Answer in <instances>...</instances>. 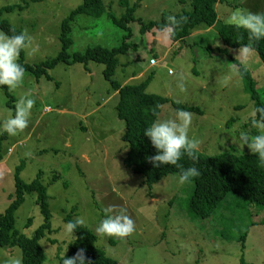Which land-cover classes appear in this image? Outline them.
<instances>
[{
    "label": "rangeland",
    "instance_id": "1",
    "mask_svg": "<svg viewBox=\"0 0 264 264\" xmlns=\"http://www.w3.org/2000/svg\"><path fill=\"white\" fill-rule=\"evenodd\" d=\"M83 1L44 0L30 4L24 11L4 14V19L31 37V47L36 51L24 50L25 64L37 65L59 55L63 21ZM103 1L107 8L113 5L112 12L117 16L125 12L119 0ZM187 1L184 6L180 0H144L135 16L144 24L160 22L163 15L175 16L189 10ZM243 1L226 0L219 5V20L223 22L235 7L246 9V4L241 6ZM249 1L257 10V0ZM259 1L264 6V0ZM19 3L20 0H0V8ZM142 26L134 22L128 31H123L113 24L108 13L100 19L77 16L71 23L73 46L69 53H84L97 46L120 47L130 32L126 40L129 50L120 56L121 64L113 79L122 84H139L150 78L149 94L198 107L200 113L190 112L193 119L189 135L201 141L197 151L202 155L250 153L239 133L256 134L250 124L254 105L231 59L220 53L209 56L205 52L208 44L196 42L191 36L173 46L161 30H143ZM207 39L214 47L220 46L215 30ZM231 55L241 60L236 51ZM152 58L158 62L154 66H150ZM125 63L129 65L122 68ZM103 70L104 66L97 63H90L88 70L82 64H60L49 72L51 80L46 76L37 79L26 72L20 86L9 90L14 102L26 95L34 105L28 127L16 136L7 135L0 146V213L15 193V175L21 167L22 181L29 183L41 172L42 183L48 187L52 227L56 231L50 237L57 243L47 238L41 241L46 254L44 264H58V254L69 252L76 235L66 233L64 217L73 208L75 217L97 236V246L118 264H242V259L245 264H264V207L230 193L211 217L200 219L188 207L194 190L192 182L180 184L179 175L171 174L150 189L143 178L124 166L128 152L122 141L125 123L118 118L119 98ZM251 70L264 99V65L261 62ZM9 101L0 87V122L14 113ZM174 111L173 105L167 103L158 119ZM3 134L0 130V137ZM55 176L57 180L53 182ZM111 204L127 209L135 227L130 236L96 234L95 227ZM16 215V229L32 236L44 221L36 194L26 196ZM245 233L243 249L241 238ZM15 254L22 257L18 247H0V261Z\"/></svg>",
    "mask_w": 264,
    "mask_h": 264
},
{
    "label": "trees",
    "instance_id": "2",
    "mask_svg": "<svg viewBox=\"0 0 264 264\" xmlns=\"http://www.w3.org/2000/svg\"><path fill=\"white\" fill-rule=\"evenodd\" d=\"M42 1L44 0H20L17 5L0 8V30L9 36L19 34L21 30L13 26L7 19H4V14L24 11L30 7V4ZM142 1L144 0L131 3L130 0H119V5L125 9V12L117 16L112 12V4H109L107 8L103 0H84L83 4L63 21L60 38L62 47L56 58L37 65L25 64L23 61L24 50H21L18 63L23 65L25 73L33 74L37 79L46 76L49 80L52 79L49 72L60 64H82L87 70L90 63L103 65L104 78L111 83L112 90L117 93L119 98L116 106L118 118L125 123V133L122 136V141L127 144L128 152L123 159L124 166L143 178V183L150 189L171 174L179 175L181 168H195L197 175L191 178L194 190L188 200V207L195 217L200 219L211 217L230 193L249 203L264 207V165L251 152L241 155L223 153L215 156H204L196 151L192 156L183 155L178 161L179 168L167 164L158 167L153 166L149 158L156 154V150L143 132L145 128L159 118L162 107L167 103H171L175 110L181 109L200 113V109L174 102L167 97L149 94L147 89L151 83L150 78L139 84L127 83L125 85L113 79L121 64L120 56L127 54L129 50L126 40L131 36L130 32L124 37L123 41L125 42L120 47L108 49L97 46L88 49L84 53L70 55L69 50L73 46V39L70 36L72 33L71 23L80 15L100 19L108 13L113 24L123 31H128L130 24L134 22L142 24L143 30L155 28L162 31L168 23L169 15H163L160 22L144 24L141 18L138 19L135 16ZM189 1V10L184 9L173 16L179 21V24L174 28V36L170 37L172 45L185 41L197 28H213L219 36L221 45L219 47H210V45L208 47L210 53L216 52L229 57L232 66L243 80V89L253 102L254 109L264 107L263 96L257 89L256 82L258 81L251 70L256 63L261 64L262 62L264 65V39L252 42L253 50L248 56V64H243L241 62L242 57H240L241 60H238L231 55V52L236 51L239 54L240 47L248 43L247 33L242 29L237 30L224 24L218 18L216 6L218 3L221 6L226 3V0ZM243 2L241 6L246 4V9L250 11L253 9L252 4L247 3L250 2L249 0ZM187 3V0H180L181 5L185 6ZM263 7L261 6V9ZM127 65L129 64L125 63L122 68ZM0 87L5 90L10 98L8 105L14 112L15 102L9 90L4 86ZM241 108L242 106L237 107V109ZM6 138V133L0 137V146ZM2 161L3 155L0 149V162ZM21 171L22 168L19 167L15 175V193L9 197L8 207L3 213H0V247L8 249L18 247L22 253V264H44L46 254L41 241L47 238V241L57 243L56 240L53 241L50 237V234L56 231L52 227L48 187L42 183L41 172H39L36 179L26 183L20 178ZM56 180L57 176L52 181L55 182ZM65 188H68V186ZM32 194H36V203L44 221L32 236L27 237L16 229V214L24 204L26 196ZM75 212L76 208H73L70 213L65 215L64 221L67 223L75 220ZM74 233L76 237L65 258H72L78 251L83 250L85 264H118L115 259L108 257L97 246V236L87 226L80 225ZM246 237L247 234L245 233L241 238L243 249ZM63 256L58 254V264H62ZM242 264H245L243 259Z\"/></svg>",
    "mask_w": 264,
    "mask_h": 264
},
{
    "label": "clouds",
    "instance_id": "3",
    "mask_svg": "<svg viewBox=\"0 0 264 264\" xmlns=\"http://www.w3.org/2000/svg\"><path fill=\"white\" fill-rule=\"evenodd\" d=\"M223 22L234 29H242L247 33L248 43L239 49V55L242 57L241 62L246 64L248 56L253 50L252 42L264 39V12L234 8L225 16ZM178 24L179 21L175 17H168V23L162 29L164 39L167 40L174 36V28ZM26 49H31V52L36 51L35 47H31V37L24 31L11 36L0 33V86H4L10 91L20 86L24 80L25 69L22 64L18 63V56L21 50ZM33 105L32 98L21 95L15 102L14 114L0 122V130L8 136H16L23 132L28 127ZM250 116V124L257 132L250 135L246 131H241L239 139L264 165V107L255 108ZM192 119V113L176 109L167 118L157 119L144 129V136L149 139L156 150V154L149 158L154 167L167 164L179 168L178 161L183 155L192 156L199 149L201 141L189 135ZM196 175L195 168H181L179 183H190L191 178ZM82 224L83 220L76 218L65 224V231L69 236H73L74 231ZM134 230V221L128 215L127 209L115 204L108 205L104 209V217L95 227L96 234L101 237L125 238L130 236ZM0 264H22V257L19 254L9 255L0 261ZM62 264H85L83 250L78 251L72 258H65L64 255Z\"/></svg>",
    "mask_w": 264,
    "mask_h": 264
},
{
    "label": "crops",
    "instance_id": "4",
    "mask_svg": "<svg viewBox=\"0 0 264 264\" xmlns=\"http://www.w3.org/2000/svg\"><path fill=\"white\" fill-rule=\"evenodd\" d=\"M245 1H247V0H245ZM257 10H255V9H252L251 10V12H261L262 10H263V8L261 9V1H259V0H257ZM219 7V3L217 4V6H216V9ZM219 16V15H218ZM214 31V29L213 28H204V27H200V28H197L196 30H194L193 32H192V34L190 35L191 36V39H193V37L195 38V39H197L196 40V42L197 41H199L200 43L202 42L203 44H208L207 46H206V50H205V52L209 55V56H211V55H218V53H216V52H211L210 53V49L208 48L210 45V47H212L213 45L211 44V43H209V41H208V39H207V35H209V34H211L212 32ZM206 36V37H205ZM189 38V37H188ZM187 38V39H188ZM194 40H193V50H196L195 48H194ZM177 43H175V44H173V46L174 45H176ZM220 45H221V43H220ZM172 46V47H173ZM248 60V59H247ZM246 64H248V62L246 63ZM254 66H259V63H256ZM128 81V80H127ZM128 82H125V83H123L124 85L125 84H127ZM116 96H117V93H116Z\"/></svg>",
    "mask_w": 264,
    "mask_h": 264
},
{
    "label": "built area",
    "instance_id": "5",
    "mask_svg": "<svg viewBox=\"0 0 264 264\" xmlns=\"http://www.w3.org/2000/svg\"><path fill=\"white\" fill-rule=\"evenodd\" d=\"M158 62L155 60V59H151L150 60V65L151 66H154V65H156Z\"/></svg>",
    "mask_w": 264,
    "mask_h": 264
}]
</instances>
